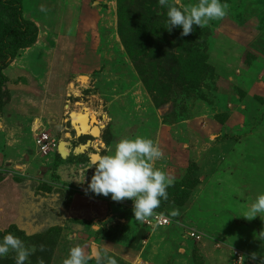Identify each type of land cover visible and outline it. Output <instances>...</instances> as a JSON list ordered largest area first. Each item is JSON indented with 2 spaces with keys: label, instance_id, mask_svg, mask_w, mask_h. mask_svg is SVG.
I'll list each match as a JSON object with an SVG mask.
<instances>
[{
  "label": "rangeland",
  "instance_id": "1",
  "mask_svg": "<svg viewBox=\"0 0 264 264\" xmlns=\"http://www.w3.org/2000/svg\"><path fill=\"white\" fill-rule=\"evenodd\" d=\"M168 2L183 9L198 0ZM221 3L227 5L223 18L181 36L180 28L165 29L167 9L158 0H80V13L82 5L100 7L95 12L100 26L95 35L86 31L90 40L85 48L73 43L72 49L81 53L73 59L57 45L63 33L52 27L60 15L53 1L43 7L34 0L22 2L26 20L32 16L47 23L38 27L31 47L18 51L0 80V239L11 233L25 247L35 246L25 264H53L61 234L73 237L74 221L107 238L121 227L79 218L91 208L97 211L98 204L72 197L80 189L73 172L66 173L56 155L40 154L34 144L40 124L58 142L70 134L71 148L100 141V150L96 143L72 157L82 164L89 153L111 154L123 138L140 136L159 145L163 157L154 167L173 185L154 211L172 223L162 230L141 229L142 236L129 240L147 243L156 235L143 244L151 264H237L236 253L241 264H264V240L256 238L264 221L240 217L264 192V0ZM63 13L70 24L58 26L76 38V9L66 7ZM14 24L13 11L0 6V35ZM83 106L98 115L102 129L97 138H72L67 114ZM31 158L49 166L41 167L43 176L34 175L33 165L25 166ZM86 169L76 171L85 176L82 185L93 174ZM4 193L10 202H4ZM189 230L200 239L189 238ZM83 252L90 254L84 247ZM15 255L10 250L0 264H15Z\"/></svg>",
  "mask_w": 264,
  "mask_h": 264
},
{
  "label": "clouds",
  "instance_id": "2",
  "mask_svg": "<svg viewBox=\"0 0 264 264\" xmlns=\"http://www.w3.org/2000/svg\"><path fill=\"white\" fill-rule=\"evenodd\" d=\"M158 2L167 9L165 29L171 31L180 28L181 36L192 33L194 26L202 28L209 21L221 19L227 14V5L222 4L221 0H198L194 5L183 9L169 4L168 0H158ZM162 157L163 153L159 145L152 139L140 136L120 139L115 143L111 154H96L90 158L87 169H93V174L87 181L85 194L91 192L95 195L110 196L115 202L130 200L133 217L140 222L148 220L153 217L154 210L160 206L161 201L168 199L167 189L173 185L172 178L154 167V162ZM84 181L85 176L80 183ZM240 217L249 221L259 217L264 221V192L250 202ZM256 238L264 240V229L256 235ZM10 250L16 254L15 264H25L37 249L35 246L25 247L18 237L9 233L0 239V259ZM43 250L41 246L40 251ZM87 261L88 257L82 248L75 246L69 249L63 264H87ZM97 264H102L99 257ZM109 264H116V261L111 260Z\"/></svg>",
  "mask_w": 264,
  "mask_h": 264
},
{
  "label": "crops",
  "instance_id": "3",
  "mask_svg": "<svg viewBox=\"0 0 264 264\" xmlns=\"http://www.w3.org/2000/svg\"><path fill=\"white\" fill-rule=\"evenodd\" d=\"M32 1L33 0H31V2ZM46 1L47 0H34V3L37 7L39 5H42V7H43L45 5ZM49 1H51V2L53 1V3H54V12H60V15H56L55 16L56 20L52 23V25H53L52 27H55V29H57L58 31L63 33V35H62L63 37H62V39H59L60 41L57 42V45H60V48H62V46H64L65 49H68L70 51L68 53V57L73 58V59H78L77 55L81 54L79 52L80 50L75 51L74 48L72 49V45L74 42H76V43L82 42L83 45L81 47L78 46L77 49L85 48L84 42L86 41V43H87L90 40L89 38H86V36L84 35V34H86V31H88L90 29V31H94L92 33L93 35L96 34V30H97L96 27L100 26L99 25L100 18L95 12L100 7H98V5H96V6H93V9H92V8H89V6L87 7V6L82 5L81 6L82 7L81 13H80V11L78 12V8H79L78 2L80 0H66L65 3H64V0H49ZM72 6H74V8L76 9V13H77V26H76V30L74 32V34H77L76 38L75 37H69L67 35L68 31H66V30L62 31L61 28L58 26V24H61L62 27H66L68 24H70V22L65 21L67 15L64 14V13H66V11L64 13H63V11H64V8H66V7L70 8ZM98 12H100V11H98ZM95 16H98V18ZM28 19L31 22H33L37 28L38 27L44 28L45 24H47L43 20V18H35L32 16H29ZM39 28H38V32H39ZM66 40L68 41L67 46L64 45ZM78 110H80L79 107H78ZM68 114H69V112H68ZM95 114H96V117L98 118L96 111H95ZM17 121H19V120L17 119ZM38 123H40V121L38 122L37 119L33 121L34 125H38ZM68 123H69V119H68ZM40 126L44 129L43 125L40 124ZM69 126H70L72 133H73V136H72L73 139L81 140V138L85 137V136H81L79 138H76V135H75L74 131L72 130L70 123H69ZM66 135H69V138H66L65 137ZM70 139H71V135L65 133L64 134V141L68 142L67 140H70ZM89 142L91 143V141H88V140L85 141V143H89ZM91 146H92V143H91ZM97 146H98V150H100L99 149V148H101L100 144H97ZM58 148H59V146H58ZM68 149H69L70 156L68 158H65V160L58 154V150L56 153L60 157L61 164H64L63 166H64L65 170L67 169L66 173L68 170L73 172L71 177H73V181H74V183H76L75 185H77V187L80 188L79 190H76L75 192H73L72 197H74V195L78 196L79 198L80 197H86L89 200H88V202H86L87 204L85 203V205L98 204V208H99V209L97 208L98 209L97 211L92 210V208H91L89 210V213L85 214V212H84V213H82V216L81 215L79 216V218L88 219V221H89V223L87 222L88 224H90V223L95 224V222H97V225H100V226L106 223V222L101 223L103 220H105V221L108 220L109 222H108L107 226H109L110 222H111L113 224L112 227H116L119 224H121V227H119L120 230H115V232L111 234V237L107 238V237H105L104 233L101 234V233L97 232L98 230L91 231L89 225L84 226V225L79 224V222L77 223V221H74L73 230H75V232L72 233L73 237L71 240H69L68 236L66 237L65 235H63V233L61 234L60 240L58 241L57 247L55 249L56 257H54V263L53 264H59L60 259L58 258V255L61 258L65 259L68 256L69 249L72 247H75V246L81 247L82 250L84 247L85 250L87 251V253L90 251L89 256L86 255L88 257L87 264H97L98 257L101 258L102 264H109V261H111V260H115L116 264H151V262L147 259V257L149 256V253L146 252L147 249L145 250V248H146V245L148 244V242L152 239V237L156 236V235L153 234L147 243L144 242L145 239H143V240L140 239L141 241H139L137 243H131L130 244L129 240H132V238H135L138 235L142 236V234L140 233L141 229L147 230V231H149V229L162 230V229H166L167 226L161 227V228L144 227L142 222L137 221L135 219V217H133L132 210H131L132 209V202L130 200L125 199V200L120 201V202H115V201L111 200L110 196L105 197L102 195H95V194H92L91 192L86 194L87 196L84 194H81V193L85 192V189L87 188V184L82 185V183H80L84 178V174L78 173V175H77L76 171H78V170L83 171L84 167L85 168L88 167L86 165V163H89V160L92 157L93 153L92 154L89 153L88 158L86 159L87 162L82 164V163H80L81 162L80 158L75 157L72 159V157L75 156L73 148L68 147ZM89 149L90 148H88V150ZM94 154H97V153H94ZM53 155H56V154L52 153V156ZM32 159H33V161L29 164L28 163L25 164V166L33 165L35 167V170L37 169L34 175L39 176V174H41L43 176L45 174V172H44L45 170H42L43 168H41V167H44L47 170V168L49 166L46 167V164L39 165L35 161V158H31V160ZM20 168L24 169V165L20 166ZM57 170H58V168H57ZM226 186H229V185L226 184ZM222 195H224V194H222ZM231 196L232 195L230 194V197ZM4 197H5L4 202H10L11 201V198L6 193H4ZM98 219H100V220H98ZM66 221L69 222L68 219ZM139 224L141 226H139ZM138 227H140V228H138ZM70 229H72V225H71ZM145 234L143 233V235H145ZM158 240H159V238H157V241ZM160 240H161V238H160ZM164 240H165V238H163V241ZM85 242H86V244H84ZM144 243H146V245L143 246ZM105 249L106 250L108 249L109 252L104 253ZM89 257H92V258L90 259ZM163 263H161V264H163Z\"/></svg>",
  "mask_w": 264,
  "mask_h": 264
},
{
  "label": "trees",
  "instance_id": "4",
  "mask_svg": "<svg viewBox=\"0 0 264 264\" xmlns=\"http://www.w3.org/2000/svg\"><path fill=\"white\" fill-rule=\"evenodd\" d=\"M22 2L23 0H0V6L4 10L13 11L15 20L11 29L5 30L0 35V80L3 79L2 72L17 56L18 51L31 47L38 35L36 25L26 20L22 14ZM55 154L60 159L57 153Z\"/></svg>",
  "mask_w": 264,
  "mask_h": 264
},
{
  "label": "bare ground",
  "instance_id": "5",
  "mask_svg": "<svg viewBox=\"0 0 264 264\" xmlns=\"http://www.w3.org/2000/svg\"><path fill=\"white\" fill-rule=\"evenodd\" d=\"M79 81L82 83L86 82V78L80 77ZM68 115L71 118L73 127L76 128L77 130L76 138L85 135L90 136L91 138H97L100 135V130L102 129V127H100L101 125L97 126L98 123L96 120V114L92 108L83 106L80 110L77 111L71 110ZM89 119H90V123H88ZM65 137L69 138V135H66ZM96 143L99 144L100 142L95 141L94 143H92V146L95 147ZM89 146H91V143L78 145L75 148H73V151L76 155H79L84 153L85 150L87 151ZM68 147H70L69 142L62 140L59 143V151L62 153L64 157H66L69 154Z\"/></svg>",
  "mask_w": 264,
  "mask_h": 264
},
{
  "label": "built area",
  "instance_id": "6",
  "mask_svg": "<svg viewBox=\"0 0 264 264\" xmlns=\"http://www.w3.org/2000/svg\"><path fill=\"white\" fill-rule=\"evenodd\" d=\"M34 144L42 156L56 153L59 146L58 140L55 137L50 136L41 126H37L34 130ZM171 223L172 221L170 218L155 211L153 217L142 222L143 226L148 228H161L168 226ZM187 236L199 240L201 235L196 231L189 230ZM235 261L237 264H241L242 256L239 253H236Z\"/></svg>",
  "mask_w": 264,
  "mask_h": 264
},
{
  "label": "water",
  "instance_id": "7",
  "mask_svg": "<svg viewBox=\"0 0 264 264\" xmlns=\"http://www.w3.org/2000/svg\"><path fill=\"white\" fill-rule=\"evenodd\" d=\"M68 119H69V123H70V125H71V127H72V130L74 131V133H75V135H76V134H77V130H76V128L73 127L70 116H68ZM88 123H90V119L88 120ZM85 126H86V125H85ZM75 127H77V126H75ZM100 133H101V132H100ZM86 136H87V135H86ZM58 154H59L63 159L68 158V157L70 156V153H69L66 157H64V156L62 155V153L59 151V148H58ZM75 155H76V154H75ZM94 155H96V154H93L92 156H94Z\"/></svg>",
  "mask_w": 264,
  "mask_h": 264
}]
</instances>
